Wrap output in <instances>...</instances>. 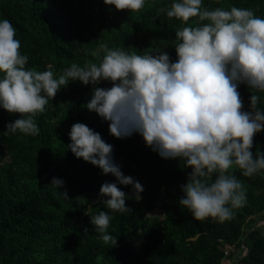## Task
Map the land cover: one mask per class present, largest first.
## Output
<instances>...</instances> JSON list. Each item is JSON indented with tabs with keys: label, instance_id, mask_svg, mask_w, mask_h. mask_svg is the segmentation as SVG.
Listing matches in <instances>:
<instances>
[{
	"label": "trees",
	"instance_id": "obj_1",
	"mask_svg": "<svg viewBox=\"0 0 264 264\" xmlns=\"http://www.w3.org/2000/svg\"><path fill=\"white\" fill-rule=\"evenodd\" d=\"M170 4L171 0H145L142 8L132 11L117 10L103 0H0V18H7L16 29L18 50L27 56L25 67L42 71L48 66L59 74L73 62L98 63L103 54L99 43L141 54L164 51L170 61L175 60V31L205 21L167 17L164 9ZM230 5L251 8L254 15L264 17V0H202L201 4L209 9ZM137 34L150 40L142 45ZM97 86L110 87L111 82L102 80ZM91 88L79 80L61 87L33 116L39 128L36 135L5 134V123L21 114L0 108V264H264L260 231L264 170L250 176L241 175L239 168L228 170L240 180L246 197L230 219L194 218L178 204L183 195L179 185L190 169L179 158H161L139 134L112 136L108 122L84 107ZM238 91L242 110H249L250 93L258 95L257 107L264 108V92L243 83ZM75 122L100 133L113 146L112 158L121 172L143 186L137 196L131 185L117 184L128 196L129 211H114L100 202V184L115 177L66 147ZM252 140L255 156L264 151V129ZM51 177L62 178L63 185L49 184ZM100 209L110 215L106 232L116 236L113 246L99 239L90 223L89 217ZM156 210L162 211L164 220L146 218ZM146 229L150 232L142 236ZM225 244L232 245L234 252L226 255Z\"/></svg>",
	"mask_w": 264,
	"mask_h": 264
},
{
	"label": "clouds",
	"instance_id": "obj_2",
	"mask_svg": "<svg viewBox=\"0 0 264 264\" xmlns=\"http://www.w3.org/2000/svg\"><path fill=\"white\" fill-rule=\"evenodd\" d=\"M103 3L135 11L145 0ZM201 4L202 0H171L164 9L170 18L205 21L175 31V60L164 51L141 54L99 43L103 54L98 63L73 62L59 74L48 66L42 71L25 67L27 56L18 50L16 29L0 18V108L21 114L6 122L3 132L36 135L39 128L33 116L61 87L74 80L90 84L92 94L84 107L108 122L112 136L139 134L161 158H179L190 169L179 185L180 206L197 219H230L246 197L240 180L228 170L239 168L243 176L264 170V151L255 156L251 151L253 134L264 129V108L257 107L258 95L250 93L249 110H242L238 91L243 83L264 92V17L254 15L251 8L209 9ZM102 80L111 86H97ZM68 136L66 147L74 156L115 177L100 184V202L114 211H129L128 196L117 184L131 185L137 196L143 186L121 172L112 158L113 146L82 122L73 123ZM212 174L214 179L209 180ZM63 183L62 178L51 177L49 184L60 188ZM89 219L99 239L113 246L116 236L106 232L110 215L100 209Z\"/></svg>",
	"mask_w": 264,
	"mask_h": 264
},
{
	"label": "rangeland",
	"instance_id": "obj_3",
	"mask_svg": "<svg viewBox=\"0 0 264 264\" xmlns=\"http://www.w3.org/2000/svg\"><path fill=\"white\" fill-rule=\"evenodd\" d=\"M139 36H140V38H139ZM143 36H144L143 34L142 35L141 34H137L136 39H139V42L142 45H145L150 40V38L147 36L145 39L142 40V37ZM146 218H152V219H157V221H162V220L165 219V216L163 215V213H162L161 210H156L154 212L149 213ZM258 224H260V222H258ZM260 231L262 233H264V227H262L260 229ZM149 232H150L149 229H146V230H142L141 231L142 236L148 235Z\"/></svg>",
	"mask_w": 264,
	"mask_h": 264
},
{
	"label": "built area",
	"instance_id": "obj_4",
	"mask_svg": "<svg viewBox=\"0 0 264 264\" xmlns=\"http://www.w3.org/2000/svg\"><path fill=\"white\" fill-rule=\"evenodd\" d=\"M224 250H225V254L229 255L230 252H234V247L230 244H225Z\"/></svg>",
	"mask_w": 264,
	"mask_h": 264
}]
</instances>
